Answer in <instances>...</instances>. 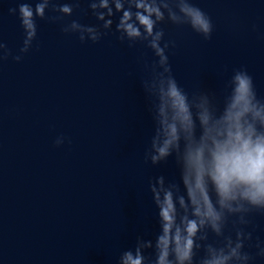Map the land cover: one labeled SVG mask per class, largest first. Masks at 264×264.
<instances>
[{
  "label": "water",
  "instance_id": "obj_1",
  "mask_svg": "<svg viewBox=\"0 0 264 264\" xmlns=\"http://www.w3.org/2000/svg\"><path fill=\"white\" fill-rule=\"evenodd\" d=\"M38 2L0 0V46L11 53L0 61V264H122L125 252L135 254L159 234L150 182L162 176L183 192L187 134L177 122L179 151L173 146L171 157L152 163L153 143L162 147L166 139L159 93L145 84L157 58L139 42H121V14L97 43L65 34L74 20L102 29L91 0H52L17 62L19 5L34 10ZM190 3L210 17L209 39L188 26L158 25L179 86L189 97H214L222 110L226 85L243 69L264 99V0ZM63 4L74 6L73 15L53 19L59 13L51 8ZM201 135L197 126L195 143ZM208 242L218 243L211 234Z\"/></svg>",
  "mask_w": 264,
  "mask_h": 264
},
{
  "label": "clouds",
  "instance_id": "obj_2",
  "mask_svg": "<svg viewBox=\"0 0 264 264\" xmlns=\"http://www.w3.org/2000/svg\"><path fill=\"white\" fill-rule=\"evenodd\" d=\"M51 3L52 0H39L34 10L27 3L19 5L24 40L21 55L14 57L17 62L30 50L37 35L36 20L46 18L45 7L49 9ZM89 7L97 21L102 22V29L74 20L64 25L65 34H78L81 43H97L111 30L112 17L121 14L116 25L121 42L127 41L129 47L139 42L157 58L151 65V79L145 84H151L159 93L166 139L162 147L156 148L153 143L158 155L152 156V163L171 157L169 149L173 146L179 151L177 122L188 141L183 192L180 185H166L162 176L155 183L150 182L158 210L159 234L155 243L146 240L135 254L125 252L122 264H250L254 257L244 251L246 244L251 247L252 240V233L244 230L250 223L247 217L264 214V99H258L252 77L243 69L234 72L226 85L230 91L223 99L222 110L214 97H189L179 86L166 54L170 43L161 46L165 33L158 25L169 22L188 26L209 39L213 31L211 19L190 0H111V6L110 0H91ZM51 11L59 13L53 19L63 20L73 15L74 6L53 5ZM16 12L17 9H9L10 14ZM10 55L5 45L0 46V61ZM168 108L173 113L171 123ZM197 126L202 130L198 144L193 140ZM61 144L58 138L56 145ZM210 234L217 244L208 242ZM255 247L256 255L264 258V247L259 241ZM149 250L152 254L146 256ZM201 252L203 255H199Z\"/></svg>",
  "mask_w": 264,
  "mask_h": 264
}]
</instances>
